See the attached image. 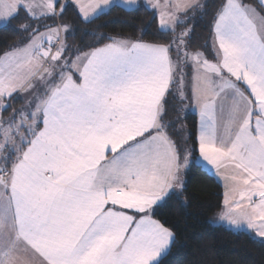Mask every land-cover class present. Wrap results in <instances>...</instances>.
Here are the masks:
<instances>
[{
  "label": "snow or ice",
  "instance_id": "obj_1",
  "mask_svg": "<svg viewBox=\"0 0 264 264\" xmlns=\"http://www.w3.org/2000/svg\"><path fill=\"white\" fill-rule=\"evenodd\" d=\"M194 168L264 243V0H0V264H170Z\"/></svg>",
  "mask_w": 264,
  "mask_h": 264
},
{
  "label": "trees",
  "instance_id": "obj_2",
  "mask_svg": "<svg viewBox=\"0 0 264 264\" xmlns=\"http://www.w3.org/2000/svg\"><path fill=\"white\" fill-rule=\"evenodd\" d=\"M69 16H74L71 9ZM150 21L151 15L143 10L130 13L116 8L110 15L101 16L93 24L80 27L95 31L99 25H105L99 28L100 33L129 34L137 26L147 27ZM198 31L203 32V26ZM6 35L11 39L10 33ZM82 38H85L84 33L78 32L75 40L79 43ZM146 38L152 37L149 35ZM87 39L91 41L92 37ZM188 126L192 128V120L188 121ZM187 179L192 204L199 207L164 210V215L180 234L179 242L185 245L177 255L169 257L170 264H185L189 260L200 264H264V243L259 239L245 231L211 223V217L219 211L217 204L223 191L219 180L198 168H194ZM173 251L175 253L176 249Z\"/></svg>",
  "mask_w": 264,
  "mask_h": 264
},
{
  "label": "rangeland",
  "instance_id": "obj_3",
  "mask_svg": "<svg viewBox=\"0 0 264 264\" xmlns=\"http://www.w3.org/2000/svg\"><path fill=\"white\" fill-rule=\"evenodd\" d=\"M215 216H216V213L210 219V221H211L212 224H214V225H224V226L228 227L227 225L222 224V223L218 222L217 220H215L214 219ZM233 230H235V229H233ZM236 231H238V230H236ZM239 231H245V230H239Z\"/></svg>",
  "mask_w": 264,
  "mask_h": 264
},
{
  "label": "crops",
  "instance_id": "obj_4",
  "mask_svg": "<svg viewBox=\"0 0 264 264\" xmlns=\"http://www.w3.org/2000/svg\"><path fill=\"white\" fill-rule=\"evenodd\" d=\"M121 3H123V0H121ZM17 107H19V103H17Z\"/></svg>",
  "mask_w": 264,
  "mask_h": 264
}]
</instances>
